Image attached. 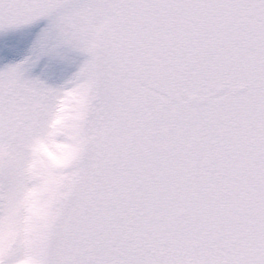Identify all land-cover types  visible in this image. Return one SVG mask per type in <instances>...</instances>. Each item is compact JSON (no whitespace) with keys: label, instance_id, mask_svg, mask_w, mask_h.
I'll use <instances>...</instances> for the list:
<instances>
[{"label":"snow or ice","instance_id":"1","mask_svg":"<svg viewBox=\"0 0 264 264\" xmlns=\"http://www.w3.org/2000/svg\"><path fill=\"white\" fill-rule=\"evenodd\" d=\"M0 62V264H264V0H0Z\"/></svg>","mask_w":264,"mask_h":264},{"label":"rangeland","instance_id":"2","mask_svg":"<svg viewBox=\"0 0 264 264\" xmlns=\"http://www.w3.org/2000/svg\"><path fill=\"white\" fill-rule=\"evenodd\" d=\"M43 23L41 24V27ZM39 28L31 30V35L28 39H26L20 46L17 53L12 57L13 62H18L25 57L32 54L33 46L36 44V41L39 36ZM3 62H0V66H2ZM53 65L54 71L57 76H70L74 71L77 70L78 65H66L59 63L58 61H53L49 57H44L40 64L34 69V74H40L46 65Z\"/></svg>","mask_w":264,"mask_h":264}]
</instances>
